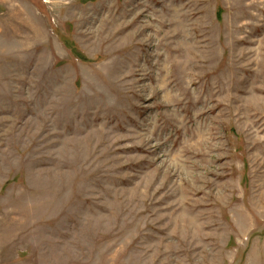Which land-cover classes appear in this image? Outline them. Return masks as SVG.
<instances>
[{
	"label": "rangeland",
	"instance_id": "374dc122",
	"mask_svg": "<svg viewBox=\"0 0 264 264\" xmlns=\"http://www.w3.org/2000/svg\"><path fill=\"white\" fill-rule=\"evenodd\" d=\"M0 264H264V0H0Z\"/></svg>",
	"mask_w": 264,
	"mask_h": 264
}]
</instances>
